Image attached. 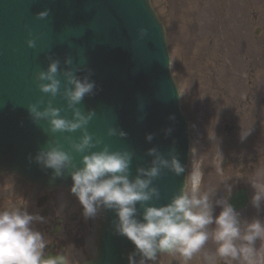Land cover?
<instances>
[{
	"label": "water",
	"instance_id": "obj_1",
	"mask_svg": "<svg viewBox=\"0 0 264 264\" xmlns=\"http://www.w3.org/2000/svg\"><path fill=\"white\" fill-rule=\"evenodd\" d=\"M45 9L50 10L48 19H35ZM26 26L36 40L35 49L25 44ZM142 27L149 35L138 40ZM68 56L74 65L91 70L89 80L96 85L95 94L86 96L80 105L85 112H96L88 131L105 137L109 127H116L127 134L123 140L105 137V143L112 150L127 148L135 153L133 177L137 166L150 165L148 149L156 148L165 158L175 149L184 173L175 176L164 170L153 185L161 195L154 206L169 203L185 186L189 135L169 73L164 30L149 0H0V171L48 188H71L67 173L52 180L51 169H42L29 159L51 137L32 123L27 111V104L40 97L35 74L47 68L48 57L63 67ZM63 103L58 97L54 106ZM168 129L171 132L166 134ZM148 134L153 135L151 142L145 139ZM75 159L78 163L79 157ZM247 200V192L240 190L228 204L240 209ZM138 210L142 212L139 206ZM100 215L96 255L86 264H128L134 245L115 233L113 211Z\"/></svg>",
	"mask_w": 264,
	"mask_h": 264
},
{
	"label": "clouds",
	"instance_id": "obj_2",
	"mask_svg": "<svg viewBox=\"0 0 264 264\" xmlns=\"http://www.w3.org/2000/svg\"><path fill=\"white\" fill-rule=\"evenodd\" d=\"M49 15L50 10L45 9L35 19L46 20ZM26 30L29 38L25 44L35 49L36 40L27 26ZM148 35V29L139 28L137 39L143 40ZM48 60L47 68L35 74L40 97L27 104V111L32 123L51 138L29 159H34L42 169H51L52 180L63 178L65 173L71 177L70 192L82 206L85 219H96L102 211L115 213V233L127 238L135 248L127 257L128 264H155L162 254H179L185 262L191 261L210 238L217 245L216 255L220 259L258 264L256 242L264 240V222L253 219L242 228L239 213L226 199L215 202L222 211L213 218L210 194L196 192L190 196L183 188L166 205L154 206L161 198L154 181L161 178L164 170L175 176L185 171L175 149L169 151L168 158L156 148L148 149L146 155L152 157L150 165L137 166L133 177L135 153L127 148L112 150L105 143V137L123 140L127 134L116 127H109L105 137L88 131L96 112H85L80 105L86 96L95 94L96 85L89 80L91 70L74 65L71 56L64 59L63 67L57 59L48 57ZM80 72L85 75L78 76ZM58 97L64 102L62 107L54 106ZM170 132L171 129L166 130V134ZM75 133L79 136L74 138ZM145 139L151 142L153 135L148 134ZM253 188L251 204L259 210L264 204V184ZM231 195L229 191L228 198ZM46 222L43 217L20 208L0 212V264H69L64 253L48 255V242L34 227ZM211 225H215V232L210 237ZM259 264H264V257Z\"/></svg>",
	"mask_w": 264,
	"mask_h": 264
},
{
	"label": "rangeland",
	"instance_id": "obj_3",
	"mask_svg": "<svg viewBox=\"0 0 264 264\" xmlns=\"http://www.w3.org/2000/svg\"><path fill=\"white\" fill-rule=\"evenodd\" d=\"M186 1L200 8L199 13L196 14L199 17L197 16L196 21L193 20L198 26L191 22V14H189L184 22L187 23L185 27L174 24L172 29L170 20L172 14L167 5L169 0H150L164 27L170 58V73L179 92L180 109L188 122L190 143L184 191L190 196L196 192L210 194L213 201L212 215L215 218L222 211L215 202L226 199L225 193L233 192L237 187H247L252 199L255 194L253 186L264 184V99H258L255 106L258 108L253 107L251 115L252 150L247 155L243 153L241 159L235 157V160L241 161L236 169H228L231 167L230 157H227L221 145V142L227 141L229 137L228 121L223 120L226 116L219 115V112L214 114L212 110L214 108L211 109L212 99L216 94L221 101L219 104L221 110L226 112L229 110L227 100L229 93L224 92L223 88L230 79L226 72L229 66L232 69L236 62L237 68L240 69L237 73L244 78L245 56L250 58V77L257 82L256 85L264 88V0H253L252 7L249 0L243 1L239 12H236L234 8V0H200L199 4L194 0ZM246 3H248L247 7ZM210 4L212 6H208ZM256 14L259 15L261 24L258 27L260 28L258 35L253 34L258 25L250 19ZM188 28L193 33L195 41L199 38L198 44L195 42L190 46L186 35ZM230 29L234 34L232 37L229 36ZM227 39L235 46L236 57L232 59L228 54L229 48L225 44L228 43ZM200 40L203 44L201 49L199 48V56L197 45H200ZM215 40L218 41V49ZM202 49L207 53L205 57L201 56ZM201 57H203L202 61H200ZM198 86L199 93L195 91ZM254 115L257 118L253 117ZM225 125L228 126L225 127ZM245 156L246 160H244ZM17 184V177L0 174V197L4 200L8 199L7 202L11 199L15 206L21 208L23 198L20 201V193H15L20 191ZM251 199L246 208L236 211L239 213L242 228L245 222H251L253 219L264 222V204L257 210L252 206ZM23 201L30 204L29 197ZM29 214L33 213L29 212ZM208 232L210 237L214 235L215 225L209 226ZM256 248L259 264V259L264 257V240H258ZM216 249V243L210 238L202 251L191 261L185 262L179 254H174L178 258L176 264H244L243 260L220 259L216 255ZM169 259V255L158 256L155 264H171Z\"/></svg>",
	"mask_w": 264,
	"mask_h": 264
},
{
	"label": "flooded vegetation",
	"instance_id": "obj_4",
	"mask_svg": "<svg viewBox=\"0 0 264 264\" xmlns=\"http://www.w3.org/2000/svg\"><path fill=\"white\" fill-rule=\"evenodd\" d=\"M243 1L247 2L248 0L233 1L236 12H239L238 10ZM252 1L249 0L250 7L253 6ZM245 6L247 7L248 3ZM250 19L258 25L253 33L258 35L260 32V28L258 27L261 26L259 15L251 16ZM243 63V68L245 69L243 72H245L247 80L244 88L247 90L242 88L241 99L230 109L232 110V114H234V118L232 120L227 118L228 122L232 123L229 126V131L232 136L235 137L237 135V141L240 137H243L242 142H237L238 148L236 150L234 149L235 155L230 154L231 169H236L241 162L240 160H235V157L241 159L243 153L247 154L246 146L250 139H252L250 120L253 107L258 108L255 107L258 99H264L263 86L259 87L256 85L257 82L249 75L250 58L245 56ZM236 67L237 64L235 63V73L237 71L240 72V69H236ZM247 73L248 77L246 75ZM253 117L257 118L255 115ZM225 119L226 117L223 118V120ZM239 122L248 125V128L243 130L238 124ZM251 150L252 148L250 147L247 152L249 153ZM245 171L247 170L245 169ZM17 180V187L20 191H16L15 193H20V201L22 198L25 200L29 197L28 203H30L26 204L22 200L20 209L26 210L28 213H36L47 221L46 223H37L34 227L44 235L45 240L48 242L46 248L48 255L54 256L57 252L64 253L68 258L69 264H83L88 261L95 251L99 216L96 219H85L83 216V208L79 204L78 199L66 189L54 188L47 190L37 185L27 184L18 178ZM238 188L240 189L241 187H237L236 189ZM245 188L247 189V187ZM7 200L0 197V212L18 208L12 203L11 199L8 202Z\"/></svg>",
	"mask_w": 264,
	"mask_h": 264
},
{
	"label": "bare ground",
	"instance_id": "obj_5",
	"mask_svg": "<svg viewBox=\"0 0 264 264\" xmlns=\"http://www.w3.org/2000/svg\"><path fill=\"white\" fill-rule=\"evenodd\" d=\"M194 1H197L198 4L200 2V0H194ZM218 1H220V0H218ZM167 5H168V9H169L170 14H172V16L170 18V20L172 22V25H171L172 29L174 27V24L177 26L180 25L181 27H185L187 25V23H184V22L188 19L189 14H191L190 20L193 23H195L194 21L197 20V16L199 17V15H196L199 13L198 10L200 9L198 7V5L190 4V2H187L186 0H169V4H167ZM208 6H212V5L210 4ZM215 8H217V7H215ZM179 19H180V22H179ZM195 26L197 27L198 25L195 23ZM227 27H229V25H227ZM186 35L190 41V46H192L195 42H197V44L199 43V38H196V40H198V41H195L194 37H193V33L189 30V28L187 29ZM229 36L230 37L234 36L233 31L231 29L229 32ZM215 41L217 43V49H218V41L217 40H215ZM227 41H228V39H227ZM202 44H203V42L200 40V45H197L198 46L197 51H198L199 56H200L199 48L201 47ZM225 44L229 48L228 54L230 55V59H232L233 57H236V54H235L236 50L234 49L235 46H233L232 42L230 43L228 41V43L226 42ZM205 55H207V53L205 51H203V49H202L201 56L205 57ZM203 57L200 58V61H202ZM205 61H207V60H205ZM235 63H234V66L232 69L229 66V70L226 72V74L230 78L229 83L223 87L224 92L229 93V97L227 98V100L229 102V110L227 112L224 110H221V107L219 106L221 101L219 100V97L216 94L214 95V99H212L213 106H211V109L214 108V109H212L214 114H216V112H219V115L222 114L223 116H226V119L229 118L230 120H232L234 118V114H232V110H230L231 107L233 105H236L237 102L241 99L242 88L244 90H247L246 88H244L246 86V82H247L246 77L244 76V78H242L240 73H238V74L235 73V71H234L235 70ZM236 69H237V67H236ZM246 75L248 77V73ZM195 91L199 93V91H200L199 86L196 87ZM212 102H210V103H212ZM197 103H198V99H197ZM195 104H196V101H195ZM202 117H203V115L201 114V118ZM206 118H207V116H206ZM219 119H220V116H219ZM231 124H232L231 122L230 123L228 122L229 126ZM238 124L240 125V127L243 130L248 128V125H244L243 122H239ZM228 125H225V127ZM205 126H206V124H205ZM228 133H229V137L227 138V141L221 142V145L223 146L222 150L224 151V153L227 154V157H230L231 153L235 155L234 149L236 150L238 148L237 142H242L243 137H240L237 141V135H235V137H234V136H232L230 131H228ZM218 143H219V141H218ZM251 146H252V139H250L249 143L246 146V153L247 154H248L247 150ZM244 160H246V156L244 157ZM229 169H231V167Z\"/></svg>",
	"mask_w": 264,
	"mask_h": 264
}]
</instances>
